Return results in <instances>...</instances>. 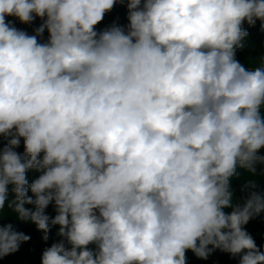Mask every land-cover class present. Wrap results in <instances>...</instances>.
Instances as JSON below:
<instances>
[{"label": "clouds", "instance_id": "obj_1", "mask_svg": "<svg viewBox=\"0 0 264 264\" xmlns=\"http://www.w3.org/2000/svg\"><path fill=\"white\" fill-rule=\"evenodd\" d=\"M117 3L127 31L97 32ZM7 16L43 23L29 35ZM256 20L264 0H0V219L7 203L45 240L60 226L42 264H187L216 249L264 264L244 228L264 196L250 179L241 204L230 185L264 165V57L236 59ZM29 170L42 171L30 184ZM29 239L0 224V258Z\"/></svg>", "mask_w": 264, "mask_h": 264}, {"label": "trees", "instance_id": "obj_2", "mask_svg": "<svg viewBox=\"0 0 264 264\" xmlns=\"http://www.w3.org/2000/svg\"><path fill=\"white\" fill-rule=\"evenodd\" d=\"M6 22L11 23L17 29L27 32L29 35H35V29L38 28L43 21L37 17L31 24L21 23L17 17L7 16ZM262 21L256 20L254 25H249L244 22L243 28L247 30L248 36L243 41L244 47L236 50V59L244 65L246 68H252L257 66V62L260 58L264 57V28H262ZM129 24L128 20V10L126 4L117 3L114 8L105 14L104 19L95 26L97 32H101L105 29L112 27L113 25L120 26L127 31V26ZM48 40V32L45 30L43 36L38 37L40 43H45ZM264 116V109L261 112ZM7 139L0 136V149H2L7 144ZM20 154L24 153V140L20 141V145L15 149ZM258 155L264 156V148L260 149ZM43 153H41L39 159H42ZM238 175L233 176L230 179V185L234 192V199L243 203L244 198L247 197L248 192L242 191L244 184L250 180L255 179L257 183V188L255 191L259 192L264 196V165H257V174L252 176L245 169L237 168ZM41 172L36 170H29L26 173L29 184L37 179ZM11 189V186H9ZM28 195L33 196L29 191ZM14 195L11 194L9 199H13ZM33 199L35 197L33 196ZM25 207L33 209L34 205H25ZM226 212H231L232 209H225ZM45 213L51 218L57 213L55 210L54 202L51 203L45 210ZM0 224L7 225L12 224L15 231L22 232L29 236L30 239L26 242L20 244L19 250L15 253L9 254L3 258H0V264H42L43 252L51 247L54 243H58L64 240L63 237L58 235L59 225L50 226V231L48 233V239L45 240L43 237L45 233L38 230L36 225L30 221L25 222L17 218V215L7 208V203L5 209L3 210L2 219H0ZM245 230L253 237L256 245L264 252V212H262L256 218L250 220L248 224L244 226ZM66 247L71 246L67 244L65 240ZM89 249L95 250L96 246L90 244ZM211 247V246H209ZM187 264H201L202 262L208 264H239V257H233L229 253H225L216 249L212 254L205 260L198 258L192 251L186 252Z\"/></svg>", "mask_w": 264, "mask_h": 264}, {"label": "built area", "instance_id": "obj_3", "mask_svg": "<svg viewBox=\"0 0 264 264\" xmlns=\"http://www.w3.org/2000/svg\"><path fill=\"white\" fill-rule=\"evenodd\" d=\"M23 140V138L20 139V141ZM201 264H208V263H205V262H202Z\"/></svg>", "mask_w": 264, "mask_h": 264}]
</instances>
